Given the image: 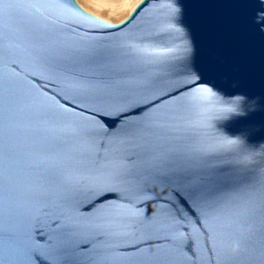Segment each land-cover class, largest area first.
I'll return each instance as SVG.
<instances>
[{"label":"water","instance_id":"1","mask_svg":"<svg viewBox=\"0 0 264 264\" xmlns=\"http://www.w3.org/2000/svg\"><path fill=\"white\" fill-rule=\"evenodd\" d=\"M172 9L180 37L175 43L187 47L193 68L203 71L206 86L221 102L210 104L201 116L184 106L183 96L169 83L138 85L137 79L149 70L128 68L130 61L118 48L126 37L142 35L151 25L169 19ZM112 66L128 68L124 83L114 88L79 86L84 78L107 81ZM237 100L236 111L219 110ZM197 120L210 123L212 136L240 138L252 148H264V36L247 27L238 0H141L119 23L87 13L76 0H0V264H28L17 256L29 236L44 246L32 229L37 221L50 231L52 221L66 212L87 222L86 205L75 201L66 205L60 193L65 181L86 185L97 175V152L110 155L120 148L119 140L102 135L106 130L115 136L141 121L182 126ZM86 130H95L94 139L85 135ZM157 207L162 213L170 211L151 202L147 209L140 204L130 209L118 205V212L103 210L93 222L131 233L120 223L127 211L142 220L146 211ZM157 219L163 223L166 216ZM258 227V218L240 228L218 227L216 239L225 249L240 244L246 255H259L258 237L242 239V233ZM189 229L196 259L165 244L171 264H225L209 261L211 241L206 245L202 235L197 238L198 229L191 222ZM137 239L156 240L157 235L140 226L135 236L112 243L124 246ZM94 242L97 250L103 249L106 238L96 235ZM150 251L157 249L144 247L118 264H154ZM239 264L260 262L245 257Z\"/></svg>","mask_w":264,"mask_h":264},{"label":"snow or ice","instance_id":"2","mask_svg":"<svg viewBox=\"0 0 264 264\" xmlns=\"http://www.w3.org/2000/svg\"><path fill=\"white\" fill-rule=\"evenodd\" d=\"M238 3L244 9L247 27L264 36V0H238ZM176 17V10L172 9L169 19L151 25L142 35L126 37L118 48L129 59L128 68L149 70L137 79L138 85L151 88L157 82L169 83L183 96L184 106L201 116L210 104L221 102L212 88L206 86L203 71L193 68L187 47L175 43L180 39L179 29L175 27ZM128 68L112 66L106 73L110 77L107 81L84 78L79 86L117 87L124 83L122 78ZM238 103L234 101L219 110L234 112ZM118 115L123 120L128 119L126 114ZM210 127L207 120L186 121L182 126L141 121L122 128L115 136H109L106 130L102 135L110 141L119 140L120 148L110 155L97 152L94 161L97 175L86 185L76 186L65 181L60 193L66 205L71 201L86 205L83 212L89 214L87 222L66 212L52 221L54 228L50 231L37 221L32 229L44 246L29 236L20 247L17 259L28 264H83L93 260L118 264L130 253L148 247L157 249L156 253L149 252L154 264H171L170 255L164 251V245L169 244L182 248L195 260L191 222L198 229L197 238L202 235L206 245L211 241L209 261L239 264L246 257L264 264V148H252L240 138L212 136L208 132ZM85 135L94 139L96 132L86 130ZM177 139L178 143L172 142ZM149 202L170 211L162 213L157 207L146 211L142 220H138L135 213L128 210L120 223L123 228H131V233L93 222L103 210L118 212V205L130 209L137 204L147 209ZM161 215L166 216L163 223L157 219ZM257 218L259 227L242 233V239L258 237L261 241L259 255H246L240 244L225 249L217 241L218 227L240 228ZM140 226L154 231L157 239H137L124 246L112 243L122 237L135 236V229ZM181 232L187 235L181 236ZM96 235L106 238L103 249H96Z\"/></svg>","mask_w":264,"mask_h":264},{"label":"bare ground","instance_id":"3","mask_svg":"<svg viewBox=\"0 0 264 264\" xmlns=\"http://www.w3.org/2000/svg\"><path fill=\"white\" fill-rule=\"evenodd\" d=\"M81 7L89 12L90 14L96 16L99 19L113 23L104 16H109L110 14L123 13L124 9H132L136 5H131L134 0H76ZM92 6V7H91ZM91 10V11H90ZM130 11V12H131ZM119 15V14H118Z\"/></svg>","mask_w":264,"mask_h":264},{"label":"rangeland","instance_id":"4","mask_svg":"<svg viewBox=\"0 0 264 264\" xmlns=\"http://www.w3.org/2000/svg\"><path fill=\"white\" fill-rule=\"evenodd\" d=\"M141 0H134L132 2L131 5H136L137 3H139ZM77 2V1H76ZM78 5L81 7V5L78 3ZM92 7V6H91ZM82 8V7H81ZM83 9V8H82ZM84 10V9H83ZM85 11V10H84ZM91 11V10H90ZM130 9H124L123 10V13L120 14L119 12L116 13V14H110L109 16H104L106 19H109L110 21H112L113 23H119L121 22L122 20H124L129 14H130ZM87 12V11H86ZM89 13V12H87ZM119 14V15H118ZM94 16V15H93ZM96 17V16H95Z\"/></svg>","mask_w":264,"mask_h":264}]
</instances>
